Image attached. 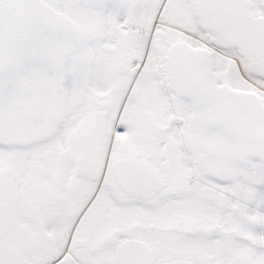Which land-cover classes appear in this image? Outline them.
Wrapping results in <instances>:
<instances>
[{"label":"snow or ice","instance_id":"obj_1","mask_svg":"<svg viewBox=\"0 0 264 264\" xmlns=\"http://www.w3.org/2000/svg\"><path fill=\"white\" fill-rule=\"evenodd\" d=\"M0 264H264V0H0Z\"/></svg>","mask_w":264,"mask_h":264}]
</instances>
